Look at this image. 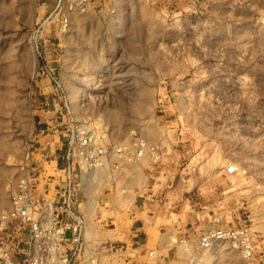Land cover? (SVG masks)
<instances>
[{"label": "rangeland", "instance_id": "rangeland-1", "mask_svg": "<svg viewBox=\"0 0 264 264\" xmlns=\"http://www.w3.org/2000/svg\"><path fill=\"white\" fill-rule=\"evenodd\" d=\"M53 4L0 0V210L27 151L48 177L47 143L61 116L38 108L55 96L35 68L58 60L76 120L106 143L135 134L158 148L151 173L146 160L117 174L120 195L131 179L143 190L170 184L202 199L197 207L162 200L140 218L130 213L134 192L113 212L93 207L87 237L96 236L97 264H134L136 244H116V236L132 233V217L166 212L224 215L235 225L238 215L254 235L249 262L218 244L191 264H264V0H103L71 16L64 33L46 22Z\"/></svg>", "mask_w": 264, "mask_h": 264}, {"label": "built area", "instance_id": "built-area-1", "mask_svg": "<svg viewBox=\"0 0 264 264\" xmlns=\"http://www.w3.org/2000/svg\"><path fill=\"white\" fill-rule=\"evenodd\" d=\"M102 1L54 0L46 22L64 33L71 16L86 13ZM35 49L41 58L39 46ZM35 76L47 78L52 85L65 139L57 137L51 142L53 160L46 161L48 177L44 168L43 172L39 170L33 152L24 155L19 176L10 188L8 206L0 210V264H97L99 260L86 242L91 190L98 184H108L115 191V179L122 170L148 158L156 164L161 155L156 145L140 135L106 143L74 118L55 69L44 63L35 68ZM225 172L236 175L237 168L228 166ZM122 193H126L125 188ZM234 221L238 223L224 216H210L211 227L198 234L195 249L226 244L243 261L253 260L254 235L246 225H240L239 218ZM179 242L186 244L184 240Z\"/></svg>", "mask_w": 264, "mask_h": 264}, {"label": "crops", "instance_id": "crops-1", "mask_svg": "<svg viewBox=\"0 0 264 264\" xmlns=\"http://www.w3.org/2000/svg\"><path fill=\"white\" fill-rule=\"evenodd\" d=\"M48 66L55 69L56 72L57 69L60 68V65H58V60L49 61ZM45 100L46 101L44 103L39 104L38 108H41L42 106L43 109V105H47V111L51 112L53 115H60L61 109L56 104L54 98H50L49 100L48 98H45ZM57 127H60L58 122L51 126L52 130L55 129L53 131V135H51L55 139L50 142H55L57 137H61L63 139V132L60 129L58 131ZM46 129L49 130L50 128L46 127ZM46 136H48V134ZM149 141L153 143L151 140ZM153 144L155 145V143ZM51 146L53 145L50 143L49 147ZM146 160L149 165L151 164V167L146 168V171L150 172L154 164L151 163L149 158ZM146 160L133 164L134 169L131 168V170L133 169L132 172L135 171L136 168H140L142 162H145ZM159 161H161V157ZM133 185L134 184L131 179L126 180V184L123 187V189L125 188L126 193H124L123 196L116 191V186L115 192L114 190L111 191V188L109 186L107 187L106 184L101 185L102 187L97 191L98 194L96 193L95 196L93 195L92 199L90 200V204L87 207L86 216L88 220L92 216L91 210L93 207H98L99 209L108 208L109 211L113 212L121 202L120 198L122 199V197L125 198L127 196L131 198L130 192H134L135 194V196L132 198L133 202L130 213H134V216L136 215V217L139 218L142 217L141 214L144 211L143 208H146V206L154 207L159 205L162 200H165L163 201V205L170 203L184 206L185 204L189 205L194 203L193 205H190V207H197L200 205L199 201L202 200L199 194H193V199L191 196L186 198L182 194L183 192L179 187H173V185L170 184L157 190H154V186H150L143 190L141 187H133ZM78 197L82 198L80 193ZM234 217L235 220L238 215ZM132 218V233H123L117 235L116 238L118 240L114 241L116 244H118L119 241H125L126 243H132L134 245L136 244V249L132 251L138 254L134 257V260L128 261L129 263H132L133 261L134 264H191L190 262L193 256L197 255V251H200L195 249V246L193 245L198 234L202 230L204 231L211 227L209 214H207V217H200L198 214L195 215L193 213L176 214L166 212L163 215L148 214L145 216L143 214L142 220L136 219L134 217ZM134 223L136 224L135 227ZM95 237L96 236L94 235L92 238H86L87 244L91 247L96 240ZM180 240H184L186 244L180 243Z\"/></svg>", "mask_w": 264, "mask_h": 264}]
</instances>
